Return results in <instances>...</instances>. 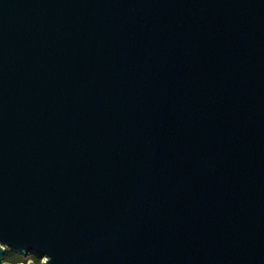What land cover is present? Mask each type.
<instances>
[{
	"label": "water",
	"instance_id": "1",
	"mask_svg": "<svg viewBox=\"0 0 264 264\" xmlns=\"http://www.w3.org/2000/svg\"><path fill=\"white\" fill-rule=\"evenodd\" d=\"M8 246L264 264V0H0Z\"/></svg>",
	"mask_w": 264,
	"mask_h": 264
},
{
	"label": "rangeland",
	"instance_id": "2",
	"mask_svg": "<svg viewBox=\"0 0 264 264\" xmlns=\"http://www.w3.org/2000/svg\"><path fill=\"white\" fill-rule=\"evenodd\" d=\"M5 248H6V252H5L4 256H6V253L13 252V253L20 255L22 257L21 260H23V263H25V264H29L30 262H33L35 264H45V257H43V256L36 255L37 258H35L32 256V255H35L33 253L21 255L19 252H17L16 250H13L9 246L5 247Z\"/></svg>",
	"mask_w": 264,
	"mask_h": 264
},
{
	"label": "trees",
	"instance_id": "3",
	"mask_svg": "<svg viewBox=\"0 0 264 264\" xmlns=\"http://www.w3.org/2000/svg\"><path fill=\"white\" fill-rule=\"evenodd\" d=\"M33 257L37 258L36 255H32ZM5 261H10L12 263H19V262H23L22 257L16 253L13 252H9L6 253V256H4Z\"/></svg>",
	"mask_w": 264,
	"mask_h": 264
}]
</instances>
